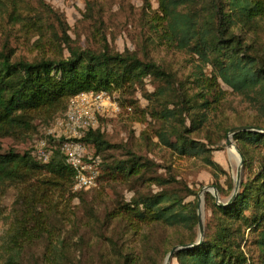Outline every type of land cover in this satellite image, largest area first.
Wrapping results in <instances>:
<instances>
[{
	"label": "rangeland",
	"instance_id": "1",
	"mask_svg": "<svg viewBox=\"0 0 264 264\" xmlns=\"http://www.w3.org/2000/svg\"><path fill=\"white\" fill-rule=\"evenodd\" d=\"M157 16L156 0H0V51L10 52L12 61L66 58L67 42L95 52H128L160 66L170 76V87L175 92L165 101L160 92L167 82L151 76L135 90L113 92L119 111L98 119L99 130L109 145L98 154L100 162L116 166L139 160L145 164L141 175L99 179L97 186L87 191H75L73 184L65 189L49 219L50 233L25 249L23 261L29 260L32 253L39 264L44 258L49 261L46 247L51 242L57 246L52 255L56 264H121L125 256L138 258L139 264H165L173 247L192 245V239L198 241V225L193 232L156 225L139 235L130 231L126 222L111 216L134 198L160 192L181 200L183 205H194L196 215L203 188L219 186L222 203L232 197L239 162L230 157L226 139L233 128L256 124L264 127V111L220 79L207 88V80L210 84L214 81L211 66L166 41ZM259 38L263 42L261 34ZM166 104L170 109L187 110L176 119L177 124L184 120L185 131L178 126L184 132L180 143L193 142L196 149L188 146L180 151L158 140L163 121L153 119L151 114ZM61 113L27 116L33 129L21 141L2 138V153L31 152L34 141ZM234 135L230 137L232 148L238 152L241 146L248 158L246 167L242 161L240 184L249 183L264 170V143L238 141ZM175 140L170 138L171 143ZM33 163L37 161L33 159ZM185 186L195 195H189ZM16 192L8 189L3 199L0 251L13 224ZM210 197L214 199L210 192L203 193V226L205 222L214 225ZM245 235L241 248L256 259L255 236H248V232ZM171 264L178 263L173 259Z\"/></svg>",
	"mask_w": 264,
	"mask_h": 264
},
{
	"label": "trees",
	"instance_id": "2",
	"mask_svg": "<svg viewBox=\"0 0 264 264\" xmlns=\"http://www.w3.org/2000/svg\"><path fill=\"white\" fill-rule=\"evenodd\" d=\"M156 1L160 13L156 18L163 24L166 41L211 66L214 81L210 84L207 80V88L220 79L264 111V0ZM66 51V58L34 62L12 61L10 52L0 51V140H24L33 129L27 116L47 117L58 112L62 115L69 99L81 92L135 90L151 76L167 82L166 89L160 92L165 101L175 94L170 87V76L152 61H142L128 52L80 49L68 42ZM185 112V109H170L166 104L151 114L153 119L163 121L156 135L161 144L180 151H186L188 146L196 149L193 142L180 143L184 132L178 126L183 131L185 126L184 120L177 124L176 119ZM255 128L264 130L259 124ZM172 137L176 139L174 143L170 142ZM234 138L264 143V134L250 131L236 133ZM82 141L95 150L96 156L109 147L100 130L87 132ZM238 153L246 167L248 158L241 146ZM64 162L65 157L55 152L47 164L38 165L33 163L30 152L2 153L0 142V222L5 214L3 199L8 189L17 191L13 224L1 245L0 264H39L33 258L34 253L24 261L23 254L37 239L48 236L49 219L56 210V202L73 184V172L62 165ZM207 163L214 165L210 160ZM143 165L139 160L116 166L100 162L99 179L132 178L141 175ZM184 189L195 195L187 186ZM216 190L221 196V188L216 186ZM209 200L214 225L205 222L202 242L178 251L173 259L178 264H264V170L249 183L242 182L230 204L221 207L211 197ZM111 218L126 222L128 229L139 235L156 225L189 232L198 225L194 205H183L181 200L163 192L134 198ZM246 232L255 236L256 259L241 248ZM189 243L195 244V240ZM56 249L57 246L48 243L49 261L44 258L42 264L57 263L52 257ZM121 264H139V260L125 256Z\"/></svg>",
	"mask_w": 264,
	"mask_h": 264
},
{
	"label": "built area",
	"instance_id": "3",
	"mask_svg": "<svg viewBox=\"0 0 264 264\" xmlns=\"http://www.w3.org/2000/svg\"><path fill=\"white\" fill-rule=\"evenodd\" d=\"M119 111L113 92L86 91L70 98L65 112L56 116L41 136L34 141L30 155L38 165L47 164L55 152L65 157V166L74 175L73 189L87 191L97 186L100 159L83 138L99 130L98 119Z\"/></svg>",
	"mask_w": 264,
	"mask_h": 264
},
{
	"label": "water",
	"instance_id": "4",
	"mask_svg": "<svg viewBox=\"0 0 264 264\" xmlns=\"http://www.w3.org/2000/svg\"><path fill=\"white\" fill-rule=\"evenodd\" d=\"M246 131L264 134V130H259V129H257L255 127H248L247 126V127L233 128V129H231L229 131V136L226 139V146H227V148H231L232 147V142L230 140V137L232 135H234L236 133H239V132H246ZM235 151H236V154L239 157V164H238L237 174H236V177H235V188H234V192H233V195L230 198V200L227 203H225V204L222 203L219 200L218 192H217V190L214 187H206V188H203L200 191V194H199L201 196V195H203L204 192H210L213 195V197H214V199L216 201V204L218 206H221V207L226 206V205H228V204H230L232 202V200L235 198L236 193L238 192V189H239V186H240V182L242 180V173H241L242 158H241V156L239 155V153L237 152L236 149H235ZM200 196H199V198L197 200V204H196V207H197V217H198V230H199L198 241L195 244H192V245H186V246H182V247H174V248H172L170 250V252L168 253L167 257H166L165 264H171V261L173 260L174 255L178 251L190 249L192 247H195V246L199 245L202 242V238H203V234H204V226H203V218H202V215H201L200 208H201L203 196H202V198Z\"/></svg>",
	"mask_w": 264,
	"mask_h": 264
},
{
	"label": "bare ground",
	"instance_id": "5",
	"mask_svg": "<svg viewBox=\"0 0 264 264\" xmlns=\"http://www.w3.org/2000/svg\"><path fill=\"white\" fill-rule=\"evenodd\" d=\"M231 151H230V157L232 158V159H234L237 163L239 162V157H238V155L236 154V151L234 150V148H229ZM234 161V162H235ZM202 196L203 195H201L200 197L202 198ZM201 208H202V204H201ZM201 208H200V210H201Z\"/></svg>",
	"mask_w": 264,
	"mask_h": 264
}]
</instances>
